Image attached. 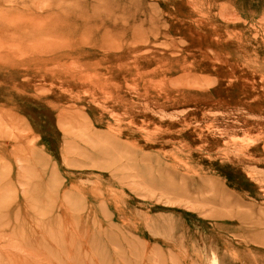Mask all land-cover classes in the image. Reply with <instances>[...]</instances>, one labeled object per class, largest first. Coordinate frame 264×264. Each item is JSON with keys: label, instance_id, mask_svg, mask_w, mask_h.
I'll return each instance as SVG.
<instances>
[{"label": "rangeland", "instance_id": "rangeland-1", "mask_svg": "<svg viewBox=\"0 0 264 264\" xmlns=\"http://www.w3.org/2000/svg\"><path fill=\"white\" fill-rule=\"evenodd\" d=\"M0 264H264V0H0Z\"/></svg>", "mask_w": 264, "mask_h": 264}]
</instances>
